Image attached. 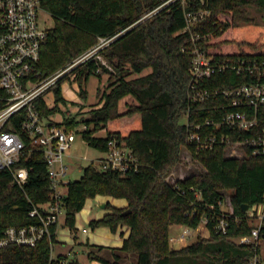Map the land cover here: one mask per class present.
Segmentation results:
<instances>
[{"label":"trees","instance_id":"16d2710c","mask_svg":"<svg viewBox=\"0 0 264 264\" xmlns=\"http://www.w3.org/2000/svg\"><path fill=\"white\" fill-rule=\"evenodd\" d=\"M39 4L53 20L37 64L39 78H44L95 45L99 37H112L136 23L154 2L39 0ZM208 9L210 15L203 27L197 29L213 31L209 39L199 43L208 56L230 61L240 58L264 61V0H209ZM183 24L180 7L159 13L137 23L100 51L112 71L95 62H87L75 71L79 84L90 75L107 74L108 86L86 118L65 119L63 124L67 129L86 125V130L79 133L88 146L99 152L106 151L109 140L114 138L137 161V170L126 174L102 171L90 163L79 180L67 185L63 226L68 229L74 227L75 215L86 199L101 195L126 200V209L130 210L126 216L122 215L126 209L107 204L110 212L89 222L91 228L104 227L112 233L120 227L128 230L121 247L113 249L112 260L96 257L100 264H121L115 251L134 254L136 264H244L258 255V248L236 244L233 239L248 236L253 229L242 207L264 202V158L250 154L228 157L224 144L196 150L187 142L193 126L212 116L214 103L189 101L193 92L189 74L191 43L188 34H177ZM182 46H186V52L181 51ZM147 69L149 73L130 78ZM238 82L240 79L228 72L199 82L195 90L228 88ZM80 95L84 98L85 91L81 89ZM127 95L135 103L120 113L118 102ZM54 97L56 102L63 99L58 87ZM36 108L41 117L56 112L42 98L37 99ZM185 120L190 124L188 128ZM99 131H104V136H96ZM201 132L210 133L211 129L203 127ZM181 148L189 152L191 162L200 165L201 171L168 182L166 177L181 162ZM16 167L29 172L22 188L13 183L9 171L0 170V234L7 227L33 223L28 216L31 209L28 199L35 205L42 204L50 194L41 153L21 156ZM223 191H231L232 214L221 210ZM224 214L227 231L217 233L212 229L213 221ZM203 217L208 220V238H197L181 249L169 247L171 226L196 228ZM259 230L260 236L264 234V219ZM56 231L55 224L51 236L32 248L15 245L0 248V264H61L60 260L51 259Z\"/></svg>","mask_w":264,"mask_h":264},{"label":"built area","instance_id":"2783aa9c","mask_svg":"<svg viewBox=\"0 0 264 264\" xmlns=\"http://www.w3.org/2000/svg\"><path fill=\"white\" fill-rule=\"evenodd\" d=\"M152 2L153 7L136 23L112 37H99L96 44L72 64L54 76L43 79L39 78L37 64L47 40L48 29L39 25L38 12L42 10L39 0H0V170L9 171L13 183L22 188L29 172L24 167H16V164L21 156L39 152L44 157L45 172L50 183V194L45 203L35 205L28 199L31 205L28 216L33 219V223L2 230L0 248L8 245L35 247L42 239L51 236L53 225L56 224L58 228L60 216L64 215L63 198L67 195L69 183L64 181L68 171L65 153L75 141L76 134L86 130V125L67 130L51 122V116L41 117L36 108L37 99H43L44 94L62 77L87 62H95L112 71L100 51L137 23L162 12L169 13L174 7L181 8L184 21L177 34H188L191 43L189 74L193 92L189 95V101L192 104L206 101L214 103L211 107L212 116L206 118L203 124L193 126V131L187 135V142L193 144L196 150L224 144L228 157L242 158L250 154L264 158V61L255 58L230 61L206 54L199 43L209 39L213 31L197 29L203 27L210 15L209 0ZM186 50V46L181 47L182 52ZM95 72L98 73L99 68ZM228 72L234 73L240 82L228 88L195 90L199 82ZM185 125L187 128L190 126L187 120ZM203 127L210 128L211 132L202 134ZM101 153L104 157L95 162L99 170H114L121 174L137 170V161L130 150L120 147L114 138L109 140L107 150ZM197 198L199 200V196ZM245 214L248 218H258L262 222L264 202L249 206ZM226 216L224 214L213 221L212 229L215 232L227 231ZM207 223L206 218H201L200 224L205 228ZM197 227H186L179 239L187 238ZM259 231V228L252 229L249 236L240 239V244L253 245L255 250ZM244 264L261 263L255 254Z\"/></svg>","mask_w":264,"mask_h":264},{"label":"rangeland","instance_id":"374dc122","mask_svg":"<svg viewBox=\"0 0 264 264\" xmlns=\"http://www.w3.org/2000/svg\"><path fill=\"white\" fill-rule=\"evenodd\" d=\"M38 21L40 27L44 29H49L53 25V20L50 14L44 9L38 12ZM88 49L43 79H48L54 76L63 68L72 64ZM78 68H81V66ZM147 73H149L148 69L144 70L141 74H133L130 78L142 76ZM74 74L75 71L67 73V75L62 77L49 91L44 94L43 97V101L47 107L56 110L55 114L51 116L50 121L61 123V127L64 129H67L65 124H63L65 119L70 120L75 118L76 120H80L86 118L88 116V112L98 105L100 93L106 90L108 86L107 74H101V76L90 75L82 84H79V82L75 79ZM56 87H58L63 98L60 102L55 101L54 95ZM81 89L85 91L84 98L80 95ZM131 103H135L131 95L123 97L118 102V111L120 113L124 112L127 109V105ZM81 126L82 124L77 127L81 128ZM104 134V131H99L96 136H104ZM180 153L181 162L177 163L171 174L166 177V180L169 182L183 180L201 171L200 165L191 162L190 154L185 148H181ZM227 155L228 153H226V156ZM103 157L104 155L101 152L88 146L82 138V135L77 133L75 141L72 143L70 149L65 153L64 161L68 167V171L64 181L73 182L79 180L82 177L83 169L86 166L90 163H95L98 159ZM222 194L224 199L221 205V210L225 213L232 214L233 208L229 201L231 191H223ZM107 204L113 207H120L125 204V206L120 209H126L127 207L126 200L124 199L97 195L94 198L85 200L82 210L75 215V225L72 229H68L63 226L64 215H61L56 232V239L51 245V259L55 261L60 260L61 264H100L96 260V257L112 260L113 248L109 247H111V245L115 246V244L112 243L120 239V230L112 233L107 228H91L89 225L90 220L102 218L105 214L110 212V209L105 207ZM101 205H104V207H101ZM244 213H248V208L244 211ZM247 222L253 229H260L262 224V222H259L258 218L251 217H247ZM185 228L186 226L183 225H173L170 227L168 242L171 249H181L195 242L197 238H208L209 236V231L202 224H200L190 236L180 240L179 237ZM124 237H126V234H124ZM243 237L247 236L234 238L233 241L236 244H240V239ZM256 242L259 261L261 264H264V234H261ZM125 255L128 257L126 260L121 258V264H136V256L134 254Z\"/></svg>","mask_w":264,"mask_h":264},{"label":"crops","instance_id":"0c3cea01","mask_svg":"<svg viewBox=\"0 0 264 264\" xmlns=\"http://www.w3.org/2000/svg\"><path fill=\"white\" fill-rule=\"evenodd\" d=\"M168 181V180H167ZM169 182V181H168ZM125 206V204L124 205H121L120 207H116V208H121V207H124ZM98 219H100V218H98ZM98 219H92V220H98ZM91 221V220H90ZM125 227H120V228H118L117 229V231H119L120 230V235H121V237H120V239L118 240V241H115L114 243H112V244H115V246H112L111 245V247H109V248H113V249H118V248H120L121 247V245H122V242H123V239H125L127 236H128V230H127V228L125 229ZM57 232V231H56ZM124 234H126V237H124ZM103 246V245H102ZM117 252V254H119L120 255V257L121 258H124L125 260H126V258L128 257V256H126L125 254L126 253H123V252H120V251H116Z\"/></svg>","mask_w":264,"mask_h":264},{"label":"water","instance_id":"95a60500","mask_svg":"<svg viewBox=\"0 0 264 264\" xmlns=\"http://www.w3.org/2000/svg\"><path fill=\"white\" fill-rule=\"evenodd\" d=\"M101 207H104V205H101ZM247 208H248V205L243 206L242 211L244 212ZM129 213H130V210H126V211L122 212V215L126 216Z\"/></svg>","mask_w":264,"mask_h":264}]
</instances>
